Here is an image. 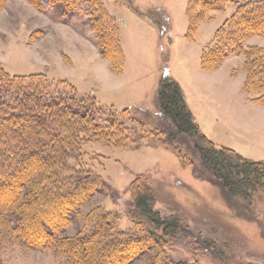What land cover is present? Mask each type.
<instances>
[{
	"label": "rangeland",
	"instance_id": "1",
	"mask_svg": "<svg viewBox=\"0 0 264 264\" xmlns=\"http://www.w3.org/2000/svg\"><path fill=\"white\" fill-rule=\"evenodd\" d=\"M257 1L233 0L225 10L210 12L191 34L189 0H101L120 27L122 75H114L109 61L101 57L83 8L68 24L59 21V8L40 13L25 0H8L0 10V67L6 72L67 80L79 96L95 99L104 109L130 111L127 123L134 140L127 148L83 147L85 161L106 182L108 192L96 194L82 210L103 206L120 215L122 230L133 228L128 215L131 185L147 176L155 209L163 217L181 218L202 244L195 250L196 237H190L167 248V258L175 263L264 264V192L247 200L226 198L220 186L194 171L202 169L198 159L190 157L194 165L184 166L168 145L154 136L143 139L141 129L160 130L159 85L170 79L180 85L196 124L217 148L264 161V106L251 101L255 95L243 89L245 57L231 56L211 72L201 67L204 50L237 4ZM246 45L264 48V41L253 36ZM82 226V221H74L63 235L75 236ZM151 256L134 264H150ZM59 262L51 252L21 246H5L0 252V264Z\"/></svg>",
	"mask_w": 264,
	"mask_h": 264
},
{
	"label": "trees",
	"instance_id": "2",
	"mask_svg": "<svg viewBox=\"0 0 264 264\" xmlns=\"http://www.w3.org/2000/svg\"><path fill=\"white\" fill-rule=\"evenodd\" d=\"M7 1L0 0V10ZM25 1L40 13L59 8L63 24L83 8L101 57L109 61L114 75H122L120 27L101 0ZM232 1L189 0L191 34L210 12L223 11ZM253 36L264 41V0L237 4L204 50L201 67L211 72L227 58L243 55L247 72L243 89L255 95L251 101L264 106V48L247 47ZM158 100L163 124L154 132L141 128L143 139L154 136L168 145L184 166L194 165L190 157L198 159L203 170L194 171L220 186L232 201L264 192V161L246 159L209 141L178 83L161 80ZM129 114L79 96L67 80L11 75L0 67V252L5 246L51 252L59 264H134L146 255H152L150 264H191L170 261L166 250L190 237H196L192 248L199 249V238L181 218L163 217L155 209L154 189L145 175L131 185L128 215L133 228L122 230L120 215L103 206L88 213L82 210L96 194L108 192L106 182L85 161L83 147L127 148L134 140ZM74 221H82V229L75 236H64Z\"/></svg>",
	"mask_w": 264,
	"mask_h": 264
}]
</instances>
